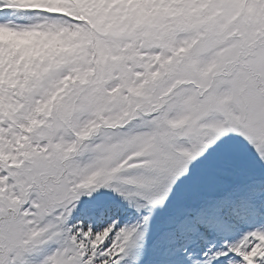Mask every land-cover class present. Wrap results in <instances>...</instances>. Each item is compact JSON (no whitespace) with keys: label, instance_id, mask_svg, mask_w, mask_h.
Listing matches in <instances>:
<instances>
[{"label":"snow or ice","instance_id":"6c2138e0","mask_svg":"<svg viewBox=\"0 0 264 264\" xmlns=\"http://www.w3.org/2000/svg\"><path fill=\"white\" fill-rule=\"evenodd\" d=\"M0 264H264V0H0Z\"/></svg>","mask_w":264,"mask_h":264}]
</instances>
